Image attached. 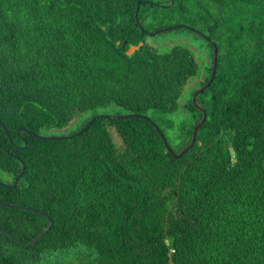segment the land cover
Returning a JSON list of instances; mask_svg holds the SVG:
<instances>
[{"label":"trees","instance_id":"16d2710c","mask_svg":"<svg viewBox=\"0 0 264 264\" xmlns=\"http://www.w3.org/2000/svg\"><path fill=\"white\" fill-rule=\"evenodd\" d=\"M165 26L210 50L177 127L147 111L174 114L203 60L157 49ZM3 174L0 264H264V0H0Z\"/></svg>","mask_w":264,"mask_h":264},{"label":"rangeland","instance_id":"374dc122","mask_svg":"<svg viewBox=\"0 0 264 264\" xmlns=\"http://www.w3.org/2000/svg\"><path fill=\"white\" fill-rule=\"evenodd\" d=\"M162 22L158 23V26L161 25ZM169 27V26H165ZM164 28V27H163ZM162 29V28H161ZM152 44H154L157 49H166L168 45L171 43H183L187 45L189 48H191L192 52L196 55V57H200L203 60V64L200 65L198 72L196 75L191 78L187 82V86L184 93V98L181 100V103L179 105L178 110L174 114H164V113H158L156 110L151 109L147 111V114L155 119L160 125H162L161 122H171L174 127L177 126H183L187 123V117L184 115L183 112V102L184 99L188 98L190 90L197 85L198 82H200L205 74V70L208 65V59L207 55L209 54V48L206 45V42L198 36V32L196 30H190L187 28H175V29H169V30H163L157 34H155L151 38ZM136 47H130L128 49V53H131ZM124 112V110L121 107H117L114 105H109L107 107H97L95 109L88 110L87 112L78 115L74 118V120L67 126H64L62 128H56V129H49V130H43V133L48 134H67L69 132L78 131L80 130L85 124V122L90 119V117L95 115H107V116H115V115H121ZM182 114V115H180ZM178 115V116H175ZM76 131V132H77ZM1 179L10 181L11 177L3 174L0 175Z\"/></svg>","mask_w":264,"mask_h":264},{"label":"water","instance_id":"95a60500","mask_svg":"<svg viewBox=\"0 0 264 264\" xmlns=\"http://www.w3.org/2000/svg\"><path fill=\"white\" fill-rule=\"evenodd\" d=\"M170 28L171 27H164V28L160 29V31L169 30ZM216 58H217L216 46L213 44V64H212V70H211V73H210V76H209L208 81L203 86L199 87L195 91V93L193 95L194 102H195V98L198 95V93H200L201 91H203L208 86V84L210 83V81L212 80V78H213V76L215 74ZM196 108H198V110H201L202 111V118L196 123V125L193 128V132H192V137H191L190 143L187 146H185L178 154L172 153L176 158L181 157V155L184 154L192 146V144L194 143L195 138H196L197 129H198L199 125L203 122V119L205 117V111H204V109L201 106H199L197 104H196ZM104 116H106V117H121L120 115H115V116H107V115H104ZM88 126H89V122L86 123L80 130H78L76 132V134H79V133L83 132L84 130L87 129ZM154 126L157 128V131L159 132L160 137L165 142V139L163 137V134L160 132V130L158 129V127L156 126V124ZM7 135L9 136L8 133H7ZM36 136L43 137V138H49V139H55V138L61 137V136H42V135H37V134H36ZM166 146H167L168 150H170V148H169V146L167 144H166ZM20 175H21V172L19 173V176ZM16 183H17V179H15L14 183L12 184V187H15ZM0 184H5V183H3L2 181H0ZM24 209L30 210V211H33V212H36V213H39V214H42V212L40 210L33 209V208H30V207H25L24 206ZM51 223H52V221L49 220V226L47 227V229L50 228ZM3 232H5V233H7L9 235V233L6 230H3ZM40 236H41V234L39 236L35 237L31 242H28V243L24 244V246H30V245L34 244Z\"/></svg>","mask_w":264,"mask_h":264}]
</instances>
